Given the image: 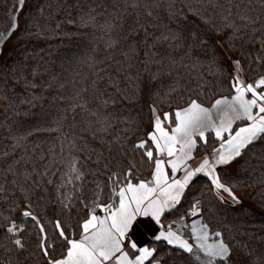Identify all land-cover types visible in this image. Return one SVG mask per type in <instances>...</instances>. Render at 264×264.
I'll list each match as a JSON object with an SVG mask.
<instances>
[{"label":"snow or ice","instance_id":"1","mask_svg":"<svg viewBox=\"0 0 264 264\" xmlns=\"http://www.w3.org/2000/svg\"><path fill=\"white\" fill-rule=\"evenodd\" d=\"M24 4L25 0H16L6 8L8 37L19 27ZM141 6L139 0H125L124 4L125 10ZM156 6L145 2V14L156 19ZM219 7L223 9L219 23L190 7L191 17L184 14L157 40L168 41L173 51L180 50L184 67L194 69L206 64L210 75L222 78L220 87L227 86L228 94L197 92V96H205L201 101L191 95L174 96L178 88L170 87L150 106L149 128L138 132L137 128L143 126L132 122L133 126L125 129L131 135L123 137L119 158L109 161L101 153L92 161L95 169L76 155L74 138L58 136L59 153L49 149L44 171L38 172L33 166L32 172L25 169L22 173V182L11 181L23 194V202L0 186V200L6 202V211L0 212L4 241L0 247L6 252L27 253L33 264H264V253L254 256L246 245L238 247L234 238L228 239L212 224L214 220L219 222L218 205L241 202L235 185L229 182V169L237 164L243 167L253 153L264 161V0H249L242 10L238 4ZM40 14L44 15L43 8ZM95 20L90 13L82 15L77 27H88ZM55 27L58 30L60 24ZM113 27L108 25L109 30ZM225 29H230L226 35ZM144 42L152 47L147 39ZM118 43L111 40L108 46ZM247 44L255 54L245 49ZM131 51L137 54L135 49ZM124 55L128 57L129 53ZM165 58L170 70L175 68L177 61L172 53ZM12 75L17 82L23 80L25 88L35 87L23 75V69L17 75L14 68ZM77 106L86 109L85 104ZM55 123L59 126L60 121ZM46 130L59 131V127ZM32 134L13 135L17 141L13 147ZM24 160L21 156L15 164ZM88 160L91 156L85 158ZM101 166L106 178L94 180L92 195L86 196L85 178L90 173L95 176ZM7 171L14 177L20 175L14 165ZM34 173L37 179H33ZM4 179L7 181V176ZM30 181L33 186L45 184V191L51 186L55 217L47 210L36 211L38 205L29 194ZM260 183L264 184V173ZM237 255L246 259H236Z\"/></svg>","mask_w":264,"mask_h":264},{"label":"trees","instance_id":"2","mask_svg":"<svg viewBox=\"0 0 264 264\" xmlns=\"http://www.w3.org/2000/svg\"><path fill=\"white\" fill-rule=\"evenodd\" d=\"M14 2L16 0H0V186L11 190L9 195L15 193L23 202L19 187L11 181L22 182V173L25 169L32 172L33 166L38 172L44 171L50 159L49 149L54 148L59 153L58 136L74 138L76 155L82 158V163L95 169L92 161L101 153L109 161L119 158L123 137L131 135L125 129L131 128L132 122L143 126L137 128L138 132L149 128L150 106L170 87L178 88L174 96L187 98L191 95L201 101H205V96H197V92L211 94L215 91L217 95H227V86L220 87L222 78L210 75L206 64L194 69L184 67L180 50L173 51L168 47V41L157 40V37L167 27L179 23L184 14L191 17L190 7L219 23L223 11L219 5L232 7L238 4L242 10L249 0H139L140 8L129 7L127 10L125 0H27L19 13L18 29L8 37L10 19L6 8ZM145 2L159 5L153 7L156 19L145 14ZM41 8L44 9L43 16ZM89 13L96 17L95 22L88 27H77L80 16ZM69 20H75L76 24L68 23ZM57 23L60 24L58 30ZM109 24L114 25L111 30ZM153 24L158 26L152 27ZM229 31L225 29L224 34ZM145 39L152 47L145 44ZM111 40L119 41L116 47L108 46ZM132 49L137 54H133ZM245 49L255 54L251 44L245 45ZM217 51L222 53L223 50L217 47ZM125 52L129 53L128 57ZM154 52L156 55H152ZM168 53H172L177 61L171 70L169 60L165 58ZM162 59L163 63H158ZM14 68L17 75L23 69V75L35 87L25 88L23 80L17 82L12 75ZM104 101H108L107 104ZM176 102L174 100L173 104ZM183 102L179 100V103ZM78 104H85L86 109ZM164 110H167L166 106ZM56 121H60L59 126ZM57 127L59 131L46 130ZM29 131L33 134L13 147L17 144L13 135L24 136ZM21 156L25 160L15 164ZM89 156L91 160L85 161ZM9 165H14L20 175L14 177L8 172ZM262 165L264 161L253 153L243 162V167L237 164L229 169V182L235 185L234 191L241 202L218 205L219 222L212 221L214 229L224 231L228 239L234 238L238 247L246 245V250L254 256L264 253ZM141 171L147 175L143 168ZM105 178L102 166L95 176L91 173L86 176V196L92 195L94 180ZM33 179H37L35 173ZM28 186L32 188L29 194L34 205H38L36 211L47 210L55 217L51 186H47V191L45 184L33 186L30 181ZM5 211L6 202L0 200V212ZM3 243L0 236V244ZM235 258L246 259L240 255ZM9 260L12 264L17 261L33 264L27 253L6 252L0 247V264H8Z\"/></svg>","mask_w":264,"mask_h":264},{"label":"rangeland","instance_id":"3","mask_svg":"<svg viewBox=\"0 0 264 264\" xmlns=\"http://www.w3.org/2000/svg\"><path fill=\"white\" fill-rule=\"evenodd\" d=\"M26 1H27V0H25V3H26ZM18 20H19V18H18ZM18 23H19V21H18ZM19 24H20V23H19ZM13 42H14V41H13ZM15 42H16V41H15ZM15 42H14V43H15ZM11 45H12V43L8 44V45H7L8 48H9Z\"/></svg>","mask_w":264,"mask_h":264}]
</instances>
